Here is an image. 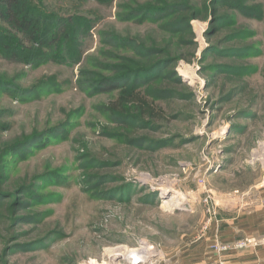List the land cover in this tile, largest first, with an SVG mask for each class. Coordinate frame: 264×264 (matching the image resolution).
<instances>
[{"label": "rangeland", "instance_id": "rangeland-1", "mask_svg": "<svg viewBox=\"0 0 264 264\" xmlns=\"http://www.w3.org/2000/svg\"><path fill=\"white\" fill-rule=\"evenodd\" d=\"M33 1L87 23L0 21V264L197 255L264 190V0Z\"/></svg>", "mask_w": 264, "mask_h": 264}, {"label": "crops", "instance_id": "crops-1", "mask_svg": "<svg viewBox=\"0 0 264 264\" xmlns=\"http://www.w3.org/2000/svg\"><path fill=\"white\" fill-rule=\"evenodd\" d=\"M264 198V190L249 208H244L236 214L227 211L219 216L201 242L188 248L196 251L183 252L176 263L169 259V264H202L209 262H221V264H264V244L257 245L264 240V206L261 203ZM252 239L253 247L245 250L233 249L221 256L211 250L214 242L234 244L242 240ZM187 250V251H188ZM187 254V255H186Z\"/></svg>", "mask_w": 264, "mask_h": 264}, {"label": "trees", "instance_id": "trees-1", "mask_svg": "<svg viewBox=\"0 0 264 264\" xmlns=\"http://www.w3.org/2000/svg\"><path fill=\"white\" fill-rule=\"evenodd\" d=\"M42 6L43 5L40 3L35 4L33 0H0V21H9L13 28L22 33L29 42L33 43L41 39L43 32H45V27L49 24L51 27H53L52 24H54L58 26L56 28H59L62 24L74 22V20H80L79 23H87L85 20H81L75 15L68 16L69 18L65 19L60 18L59 16L57 17V15L49 14ZM56 34L57 33H54V36ZM63 34L65 39H68L70 36L68 31ZM15 41L19 47V40L15 39ZM5 48L10 50V47L8 46ZM103 82L104 84H107L105 91L117 88V85L114 84L113 81L111 82L110 79H105ZM124 100H126V98L120 97L118 103H122ZM129 102L133 103L131 100ZM135 102L138 109L145 115H148L149 118H154V116H156L154 109L151 108L145 99L140 98L139 101L135 100Z\"/></svg>", "mask_w": 264, "mask_h": 264}, {"label": "built area", "instance_id": "built-area-1", "mask_svg": "<svg viewBox=\"0 0 264 264\" xmlns=\"http://www.w3.org/2000/svg\"><path fill=\"white\" fill-rule=\"evenodd\" d=\"M261 203L264 206V198H261ZM253 240L252 239H246V240H242L239 241L237 243L234 244H222L219 242H216L213 246H212V250L217 254V255H222L228 251H231L233 249H237V250H245L248 249L250 247H253ZM255 244L257 245H262L264 244V240L258 244V242H255ZM132 264H153L151 262H148L147 259H143L142 257H136L133 256L132 257ZM204 264H221V262L218 263H213V262H209V263H204Z\"/></svg>", "mask_w": 264, "mask_h": 264}, {"label": "bare ground", "instance_id": "bare-ground-1", "mask_svg": "<svg viewBox=\"0 0 264 264\" xmlns=\"http://www.w3.org/2000/svg\"><path fill=\"white\" fill-rule=\"evenodd\" d=\"M172 191V190H171Z\"/></svg>", "mask_w": 264, "mask_h": 264}]
</instances>
